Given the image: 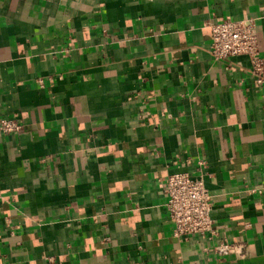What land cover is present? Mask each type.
Instances as JSON below:
<instances>
[{
	"label": "crops",
	"instance_id": "0c3cea01",
	"mask_svg": "<svg viewBox=\"0 0 264 264\" xmlns=\"http://www.w3.org/2000/svg\"><path fill=\"white\" fill-rule=\"evenodd\" d=\"M224 17L264 57V0H0V117L22 124L0 134V264H264V81L211 57ZM174 172L245 258L172 235Z\"/></svg>",
	"mask_w": 264,
	"mask_h": 264
},
{
	"label": "built area",
	"instance_id": "2783aa9c",
	"mask_svg": "<svg viewBox=\"0 0 264 264\" xmlns=\"http://www.w3.org/2000/svg\"><path fill=\"white\" fill-rule=\"evenodd\" d=\"M211 40L209 53L214 60L245 55L250 60V73L256 84L264 81V57L260 53L257 29L252 20H234L224 17L209 23ZM60 78V76H57ZM50 78V77H49ZM40 87L44 85V78L37 77ZM22 130V124L14 118L0 117V134L11 135ZM205 165L198 161V168ZM260 188H251L250 192H261ZM163 192L166 195L165 210L173 223L172 235L180 240H187L191 236L205 238L209 243L202 247L205 253H212L216 258L223 259L232 255L243 259L247 256V246L243 241L229 240L218 235L214 229L212 216V197L204 183L202 175L193 177L186 172H174L165 178ZM8 224L10 220L4 217ZM11 235L14 231L11 229ZM216 239L215 244L212 240ZM109 243L108 236L103 238Z\"/></svg>",
	"mask_w": 264,
	"mask_h": 264
}]
</instances>
